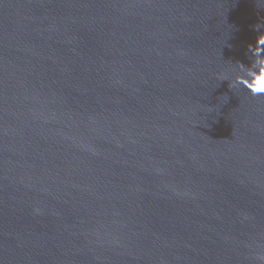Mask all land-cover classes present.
I'll return each mask as SVG.
<instances>
[{"label": "water", "instance_id": "water-1", "mask_svg": "<svg viewBox=\"0 0 264 264\" xmlns=\"http://www.w3.org/2000/svg\"><path fill=\"white\" fill-rule=\"evenodd\" d=\"M258 23V0H0V264H264V95L229 88Z\"/></svg>", "mask_w": 264, "mask_h": 264}, {"label": "clouds", "instance_id": "clouds-1", "mask_svg": "<svg viewBox=\"0 0 264 264\" xmlns=\"http://www.w3.org/2000/svg\"><path fill=\"white\" fill-rule=\"evenodd\" d=\"M259 4H264V0H258ZM254 28L259 31L256 38V46H249V51L253 55L250 67L245 68L237 63L232 79L229 81V88L234 90L243 86L251 95H264V24L258 23ZM242 73V74H241Z\"/></svg>", "mask_w": 264, "mask_h": 264}]
</instances>
